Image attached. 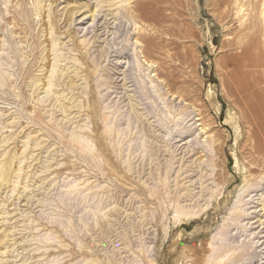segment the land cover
Here are the masks:
<instances>
[{
	"label": "rangeland",
	"instance_id": "1",
	"mask_svg": "<svg viewBox=\"0 0 264 264\" xmlns=\"http://www.w3.org/2000/svg\"><path fill=\"white\" fill-rule=\"evenodd\" d=\"M263 2L0 0V264H264Z\"/></svg>",
	"mask_w": 264,
	"mask_h": 264
},
{
	"label": "bare ground",
	"instance_id": "2",
	"mask_svg": "<svg viewBox=\"0 0 264 264\" xmlns=\"http://www.w3.org/2000/svg\"><path fill=\"white\" fill-rule=\"evenodd\" d=\"M255 3V2H253ZM255 18V21L253 24L252 27L256 28V30L254 31V33L252 32L251 34V40L254 39L259 36L260 37H263L264 38V2L261 4V7H260V11L258 13V16L254 17ZM242 19V18H241ZM84 20V18H83ZM84 22V21H83ZM261 23V24H260ZM245 42V41H244ZM243 43V42H242ZM238 44V43H237ZM240 45V44H238ZM237 46V45H236ZM228 47V46H227ZM235 47V46H234ZM254 47V46H253ZM251 50V45L250 44H247V45H244L242 47V51L241 53L244 55L246 52L250 51ZM253 52V51H252ZM242 55V56H243ZM241 56V55H240ZM239 62V61H238ZM254 63V62H253ZM249 64V63H248ZM243 66V65H241ZM241 66L239 65V68H241ZM247 66V65H245ZM244 67V66H243ZM248 67V66H247ZM252 67V66H251ZM262 68V67H261ZM247 69V68H246ZM242 70V69H241ZM232 79V78H231ZM43 84V83H42ZM45 85V84H44ZM246 86H247V83H246ZM237 88V87H236ZM250 88V86H249ZM249 88H248V91H249ZM239 90V89H237ZM200 121V120H199ZM251 157H253V155H251ZM227 159V158H226ZM251 160V159H250ZM252 161V160H251ZM229 162V161H228ZM251 166H254V167H263L262 169H264V161L262 160H256L255 162L252 161V163H250ZM256 170V168H249L246 173L244 174L243 178L244 180L246 181V189L244 191V193H248V191L250 190V188L256 186V188L258 187H261L262 186V178L260 179H257L256 182L254 184H250L248 185V180H246V178L249 176V175H252V173ZM262 173V172H261ZM238 178V177H237ZM236 180V179H235ZM264 186V185H263ZM245 187V186H244ZM228 188V187H227ZM243 191V190H242ZM242 193V192H241ZM260 193V192H259ZM249 194V193H248ZM244 196V195H243ZM253 199V198H252ZM254 201V200H253ZM252 209V208H251ZM263 209H264V202H263ZM253 210V209H252Z\"/></svg>",
	"mask_w": 264,
	"mask_h": 264
}]
</instances>
